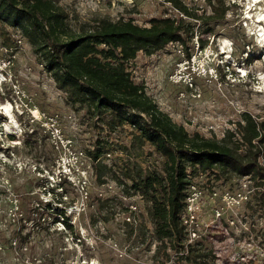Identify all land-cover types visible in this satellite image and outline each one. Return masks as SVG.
Listing matches in <instances>:
<instances>
[{
	"label": "rangeland",
	"instance_id": "rangeland-1",
	"mask_svg": "<svg viewBox=\"0 0 264 264\" xmlns=\"http://www.w3.org/2000/svg\"><path fill=\"white\" fill-rule=\"evenodd\" d=\"M59 1L74 27L101 16L149 26L152 17L181 15L168 0ZM184 1L200 14L213 9L210 0ZM212 1L219 10L227 7L226 16L211 23V32H204V21L195 24L190 59L182 44L169 43L150 54L139 51L130 70L175 121L192 133L222 138L246 112L264 118V20L257 21L264 0L256 9L248 8L253 0ZM197 35L208 39L205 47H198ZM131 128L125 125L110 137L130 141ZM97 135L86 108L66 101L28 39L0 20V264H185L175 250L158 248L142 195L122 193L110 177L98 181L86 154ZM122 154L112 152L107 162ZM61 179H67L64 187L53 191ZM199 179L218 191L212 198L205 188L200 215L207 245L219 257L210 264H264V206L256 211L249 199L224 206L221 219L214 214L224 191L249 189L251 181L210 186L207 175ZM63 188L67 192L61 197ZM25 199L44 209L34 220L23 218ZM47 200L51 210L66 207L65 216L45 207ZM28 232L19 249L20 236Z\"/></svg>",
	"mask_w": 264,
	"mask_h": 264
},
{
	"label": "trees",
	"instance_id": "trees-1",
	"mask_svg": "<svg viewBox=\"0 0 264 264\" xmlns=\"http://www.w3.org/2000/svg\"><path fill=\"white\" fill-rule=\"evenodd\" d=\"M168 1L181 15L152 17L149 26L101 16L93 23L74 27L59 0H0V20L28 39L39 62L66 94V101L86 108L98 130L86 152L98 181L104 183L110 177L122 186V193L142 195L148 202L159 249L175 250L185 264H210L215 254L206 239L186 244L181 211L189 184L202 174L222 184L249 176L257 190L248 204L256 211L262 208L264 118L246 112L237 128L228 129L222 138L192 133L134 80L130 63L139 51L150 54L178 41L189 59L192 51L188 42L195 37V24L204 21V32H211V23L226 16L227 7L219 10L212 0V11L202 14L184 0ZM197 40L203 48L208 39L198 36ZM125 125L132 126L130 141L110 137ZM116 151L123 153L119 160L107 162L108 155ZM61 180L53 191L64 187L67 179ZM66 192L63 188L59 194L62 197ZM61 197L59 202L64 201ZM43 204L61 217L66 214V207L51 210V200ZM23 206L26 221L44 210L26 199ZM30 235L20 236L19 249Z\"/></svg>",
	"mask_w": 264,
	"mask_h": 264
},
{
	"label": "built area",
	"instance_id": "built-area-1",
	"mask_svg": "<svg viewBox=\"0 0 264 264\" xmlns=\"http://www.w3.org/2000/svg\"><path fill=\"white\" fill-rule=\"evenodd\" d=\"M198 38V35L196 36V40ZM19 42L22 41L21 38L18 39ZM198 41V40H197ZM170 43H180L178 41H171ZM190 59V58H189ZM132 127V126H131ZM205 175L202 174L198 177H195L191 183L189 184L186 198H185V204L184 207L181 211V223L184 226L185 233H186V244L189 243H195L201 239H206L208 241L209 238V233L206 232V229L202 227V222L200 220V215H201V210L203 208L204 204V198L206 197V191L205 188L206 186H203L200 182L199 177H204ZM248 181H251L252 185H249V189H243L241 187L237 188H229L226 191L223 192L222 194V199H223V205L221 208L216 207L215 210V215H217L216 218L221 219L223 217V211L222 209L224 206L227 208H234L235 206L239 205L241 202H245L249 199L252 198L251 192H254L256 187L253 186L252 180L249 178V176L243 177ZM209 180L210 186H213L214 184H217L221 181H214L212 178L210 179L207 177ZM211 182H214L211 183ZM245 185H247L246 182H244ZM208 191V187L206 188ZM215 189V188H212ZM253 190V191H252ZM218 194V191L211 190L210 195L212 198H215ZM129 220L131 219L130 216H128ZM213 253H216L215 250L212 248ZM219 257L217 253L215 254V260H217Z\"/></svg>",
	"mask_w": 264,
	"mask_h": 264
},
{
	"label": "bare ground",
	"instance_id": "bare-ground-1",
	"mask_svg": "<svg viewBox=\"0 0 264 264\" xmlns=\"http://www.w3.org/2000/svg\"><path fill=\"white\" fill-rule=\"evenodd\" d=\"M257 1H259V2H257ZM260 1L262 2V0H253L252 3H251V1H249L250 4H249L248 8L254 7L256 9L258 7V4L261 3ZM250 15L251 14H249V16ZM258 16H259V19L257 21L264 20V10L260 11ZM260 34L263 35V37H264V32L263 33L261 32ZM262 39H264V38H262Z\"/></svg>",
	"mask_w": 264,
	"mask_h": 264
}]
</instances>
